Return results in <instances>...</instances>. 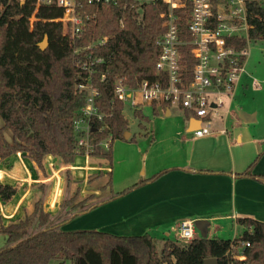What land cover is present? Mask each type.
I'll return each mask as SVG.
<instances>
[{
    "label": "trees",
    "instance_id": "16d2710c",
    "mask_svg": "<svg viewBox=\"0 0 264 264\" xmlns=\"http://www.w3.org/2000/svg\"><path fill=\"white\" fill-rule=\"evenodd\" d=\"M247 5L251 38L264 40V5L259 1H248ZM85 8L97 18L87 23L71 45L57 20L63 17V8L55 4L37 7L36 0H0V162L22 153L45 173L48 155L65 164L75 162L80 156L75 121L88 96V90L79 86L86 83L98 89L96 102L105 115L103 122L94 123L96 130L90 135L95 145L92 156L112 160L115 139L135 140L134 136L125 138L130 122L124 103L115 97V87L120 79L133 87L144 79L166 77V72L159 74L156 69L161 52L157 41L166 30L161 2L116 0ZM177 12L182 15L181 27H186V16L181 10ZM45 35L49 36V46L42 50L38 44ZM104 37L108 39L100 43ZM240 45L246 46V40ZM188 49L184 51L190 61ZM90 55L103 58L92 73L81 66ZM135 114L142 120L147 118L142 110H135ZM110 137V147L105 149L100 142ZM3 175L0 171V179ZM242 175L253 174L249 169ZM96 176L90 174L91 180ZM66 178L68 197L73 182L70 170ZM39 188L42 196L31 210H25L22 219L0 224V233L7 236V244L0 249V264H49L53 259H58V264L67 260L72 264H204L207 258H217L219 264H264V222L242 218L239 222L245 231L239 237L196 238L189 243L177 238L160 240L149 233L122 236L100 230L70 231L62 226L89 208L81 209L80 202L76 204L78 211L67 213L75 195L51 213L44 206L48 185ZM17 192V186L0 182L1 200L9 202ZM9 209H5L7 214ZM233 252L245 254L246 260H234Z\"/></svg>",
    "mask_w": 264,
    "mask_h": 264
},
{
    "label": "crops",
    "instance_id": "0c3cea01",
    "mask_svg": "<svg viewBox=\"0 0 264 264\" xmlns=\"http://www.w3.org/2000/svg\"><path fill=\"white\" fill-rule=\"evenodd\" d=\"M144 106L151 108L150 114L144 113ZM138 109L142 110L147 117L143 120L149 124L143 135L145 139L138 141L131 133L130 137L134 136L135 140L118 143L112 160L99 157V161H93L92 157L78 156L75 162L65 164L59 157L48 156V162L53 160L55 167L72 172L68 199L77 193L73 191L75 186L80 190L79 196L66 209L78 211L76 204L80 202L82 207L89 208L74 221L68 220L62 229L100 230L122 236L149 233L159 239L154 232L164 233V239L171 238L172 229L176 233L183 219L210 220L209 237H213L211 230L219 231L228 225L240 224L242 218L264 222V130L252 125L260 122L259 110L246 109L248 112H245L239 107V116L231 117L229 111L230 114L216 124V129H212L213 133L197 138L192 132L200 127L201 122L191 111L159 103H146ZM242 111L245 119L241 117ZM25 159L24 163L21 160L14 162V166L26 168V175L21 178L30 182L27 197H31L26 200L30 204L32 196L38 195L37 191L41 194L40 185L46 184L48 190L51 189V176L48 175L50 167L46 158V173L33 160ZM249 169L252 176L242 175ZM0 171L6 176L5 171ZM90 174L97 176L91 180ZM37 182L39 184L35 187ZM138 182L137 187L114 197ZM8 184L17 186L18 192L9 202L0 199L3 207L0 224L4 225L14 222L7 221L10 214L5 209L13 207L14 198L20 193L18 185ZM59 200L52 197L48 202L47 192L46 210L58 212L62 204ZM52 201L55 204L50 209ZM33 205L24 207V215L19 218L22 219L25 210H31ZM6 244L7 236L0 233V249Z\"/></svg>",
    "mask_w": 264,
    "mask_h": 264
},
{
    "label": "built area",
    "instance_id": "2783aa9c",
    "mask_svg": "<svg viewBox=\"0 0 264 264\" xmlns=\"http://www.w3.org/2000/svg\"><path fill=\"white\" fill-rule=\"evenodd\" d=\"M110 1L116 0H36L37 7L55 4L64 9L63 17L57 20L62 23L63 34L71 45L82 35L87 23L97 18V14L88 13L85 6ZM143 1L134 0L135 3ZM248 1H259L264 5V0H160L166 30L157 41L161 52L156 69L159 74L166 72V77L155 81L144 79L133 87L120 79L115 87V97L133 111L146 103L174 105L191 111L201 122L192 135L198 138L213 133L212 117L220 115L225 105L224 96L234 98L237 83L246 73L249 45L253 40ZM178 10L186 16V27L180 25L182 15ZM36 12L30 18L31 25L36 20ZM107 39L102 38L100 43ZM243 40L247 45L241 47ZM185 47H189L190 61H187ZM102 60L90 55L82 62V69L92 73L94 66ZM79 89H87L88 96L75 121L78 151L80 156L91 158L95 145L90 141V135L94 123L103 122L105 115L96 102L100 96L98 89L92 83L80 84ZM124 114L127 118L125 109ZM111 140L110 137L101 141L100 145L109 149ZM48 163L56 173L54 161ZM176 236L184 243L201 238L193 219L180 221ZM245 244L250 245L249 242ZM232 258L244 261L246 255L233 252Z\"/></svg>",
    "mask_w": 264,
    "mask_h": 264
},
{
    "label": "rangeland",
    "instance_id": "374dc122",
    "mask_svg": "<svg viewBox=\"0 0 264 264\" xmlns=\"http://www.w3.org/2000/svg\"><path fill=\"white\" fill-rule=\"evenodd\" d=\"M249 47H250V54L248 55L247 60H246V73H244V75L240 78V80L237 83L234 99L230 98V96H224L225 105L222 108L220 115H214L212 117L214 121V125L212 129H216V126H217L216 124H218L220 120H223V117H226L227 114L231 113L229 117H231L232 115L239 116L238 110H239V107H241L242 110L245 112H248L246 109L254 110V111L259 110L260 122L259 124L255 122L252 125H257V128L262 127L258 129L264 130V40L262 39L252 40L250 42ZM150 109L151 108L149 106H144L143 108L144 113L150 114V111H151ZM229 111L231 112L229 113ZM125 112L130 122L131 133H133V135L136 136L138 141H143L145 139L143 135L149 127L147 120H142L138 115H136L135 112L129 107L128 104L125 107ZM7 136L10 138L11 133L7 132ZM118 143H126V141L123 139H115L113 150L115 149L116 145H118ZM48 156L46 157L47 159L46 163H48V160L50 159ZM97 158L99 157L92 156L93 161H99V159ZM18 160H21V162L24 163V160L26 159H25V156L22 153H20L18 157H14L13 159L7 158L3 160L2 162H0V169L5 171V174H6V176L3 175L4 177L3 179H0V182L4 184L14 183L20 187L19 195H17V197L14 198L15 203H13V207H10L9 209L10 216H7L8 218L6 217L7 221L9 222L17 221L18 219H20L19 217L21 215H24V212L22 211L23 208L26 206H29L30 204L33 205L35 200L39 198V196L40 197L42 196V192L40 194V192L37 191L38 195L36 196V194H34L30 200V204L27 203L26 200L31 197V196L27 197V192L30 188L29 187L30 185L28 184H30V182L21 178V177H25L26 168L23 167V165L21 166L18 165L17 168L14 166V162ZM14 167H15V170L13 169ZM54 170L56 173H54L51 168L48 173V175L51 176V179H50L51 189L47 191L48 192V202L51 200L52 197L56 200L60 199L59 201H61L62 203L67 202L68 197L66 196L67 193L65 192L66 191L65 188L67 186L66 169L58 166V167H55ZM27 173L29 175V172ZM16 175L19 178H17ZM63 182L65 183L64 185H63ZM38 184H39L38 182L34 184L35 187ZM73 191L77 192L75 193V195L78 197L79 196L78 192L80 191L79 188L77 190V187L75 186V189ZM47 192L45 194L44 206H45ZM87 201L90 202L89 199H87ZM54 204L55 202L52 201V203L49 205L50 209H53ZM2 208L3 207H1L0 205V211L2 210ZM70 212H73V210L67 211V213H70ZM0 218L2 220V215L0 216ZM72 221H74V219H72L71 222ZM68 228L69 227H66L65 229L69 230ZM244 231H245L244 227L241 224H237V225L231 224L219 231L211 230L210 235L219 236L225 239H234L235 237L241 236L244 233ZM152 233L153 235L155 234V236H158L160 240L164 236L163 235L164 233H158V234L154 232ZM175 236H176V233L172 229L170 237L172 239H175L176 238ZM58 262H59L58 259H53L50 261L49 264H58ZM66 264H72V262L70 260H67Z\"/></svg>",
    "mask_w": 264,
    "mask_h": 264
},
{
    "label": "water",
    "instance_id": "95a60500",
    "mask_svg": "<svg viewBox=\"0 0 264 264\" xmlns=\"http://www.w3.org/2000/svg\"><path fill=\"white\" fill-rule=\"evenodd\" d=\"M38 45H39V47L42 50H46L47 47L49 46V36L48 35H45L44 39L41 42H39ZM240 114H241V117L244 118L243 111L240 112ZM196 120L198 122H200L199 119H196ZM93 130H96V129L93 128ZM130 135H131V132L130 131H127L126 134H125V138L126 139H129L130 138ZM210 224H211V222L208 219L199 218V219H196L195 220V225H196L197 229L200 232V237L201 238H207V237H209V226H210ZM204 264H219V260L217 258H207V259H205Z\"/></svg>",
    "mask_w": 264,
    "mask_h": 264
}]
</instances>
